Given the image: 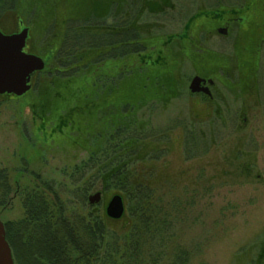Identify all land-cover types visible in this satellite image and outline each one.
Here are the masks:
<instances>
[{"label": "rangeland", "instance_id": "obj_1", "mask_svg": "<svg viewBox=\"0 0 264 264\" xmlns=\"http://www.w3.org/2000/svg\"><path fill=\"white\" fill-rule=\"evenodd\" d=\"M7 2L4 5L0 0V6L14 11L3 13L0 9V31L11 34L28 29L23 51L41 56L46 66L31 76L30 90L25 94L0 95V168L7 171L12 185L10 202L0 210V221L5 224L23 217L21 188L28 180L34 185L36 178L44 180L75 214H105L111 196L120 192L103 187L97 179L73 184L80 175L89 179L95 172L90 165L81 167L92 144L99 146L98 139L104 141L110 129L113 134L124 129L125 137L115 134L114 142L125 138L131 142L133 132L138 137L129 148L133 166L153 183L156 196H160L155 211L166 219L161 233L147 242L142 264H251L264 241V46L251 91L245 82L237 83L239 77L224 78L223 69L240 68L241 58L227 47V39L213 34L209 41L211 26L204 18L190 25L186 42L172 40L170 45H162L169 36L183 31L190 16L210 7L220 10L225 0ZM135 5L140 9L130 16ZM91 17L95 19L90 22ZM61 21H66L69 30L80 34L86 30L107 39L82 56L79 51L64 60L66 53L60 54L57 48ZM83 25L93 29H83ZM113 25L122 27V36H107ZM115 40L124 41L127 52L134 48L144 59L151 50H166L170 54L165 59L166 72H175L173 81L161 78V69L152 68L146 77V70L131 72L121 64L122 59L112 60L114 48L104 44ZM208 43L218 46L204 49ZM92 61L94 67L98 63V80L103 79L111 89L107 104L97 112L76 98L79 81L65 86L69 77L82 74ZM112 62L119 66L118 72L121 67L122 74L107 72ZM195 76L214 80L212 100L204 93L189 91ZM106 94L107 90L93 94L89 101L105 99ZM76 99L85 111L75 119V126L62 128L63 136L51 134L57 131V114ZM116 105H123V109ZM82 192L83 205L79 202ZM95 193H100V201L90 205L87 198ZM129 214L134 211H127L126 216L124 205L121 217L130 221ZM151 247L152 253L147 251Z\"/></svg>", "mask_w": 264, "mask_h": 264}, {"label": "trees", "instance_id": "obj_2", "mask_svg": "<svg viewBox=\"0 0 264 264\" xmlns=\"http://www.w3.org/2000/svg\"><path fill=\"white\" fill-rule=\"evenodd\" d=\"M4 2V5L9 3L7 0ZM4 5L0 6L1 12L14 11V8L6 9ZM139 7L137 5L131 6L130 16H134L139 11L137 10L140 9ZM203 13L204 11H198L190 16L183 31L169 36L162 45L168 46L172 40H177L180 43L186 42L190 25L201 19ZM89 19L91 22L95 18ZM65 24L66 21H61L57 28V48H59L60 54L66 53L63 56L64 60L73 58L79 51L82 56L86 53L85 50L91 51L97 48L102 41L101 39H107L105 35H90V31L86 30L80 34L74 29L69 30ZM87 27L89 30L93 29V26L88 25H83L82 28L87 29ZM109 30L111 33L107 36L117 38L123 35L121 34L123 29L118 25H113ZM106 43L104 45L114 48L115 55L111 59L114 61L119 60V58L122 59L121 64L126 65V68H129L131 72L140 71L144 73V70H148L143 76L149 77L148 72L152 68H158L161 69L159 72L161 78L164 77L173 81L175 72H166L168 64L165 59L170 57L166 50L159 49L158 52L151 50L148 59H144L134 48L127 52V49H124L126 47L124 41L115 40L114 42L106 41ZM101 47L104 46L101 45ZM153 53H157L155 58ZM30 54L33 53L30 52ZM39 57L41 58V56ZM43 62L45 68L46 60ZM91 64L92 66L88 69L82 70V74L69 77L65 86H69L67 84L73 81H79L80 84L78 82L77 89L74 91L76 98L85 102L87 105L85 107L90 108V110L96 109L97 112L98 107L107 104L111 89L103 79L98 80L101 77H97L98 63L96 62L97 67L93 66L95 65L93 61ZM118 71L119 66L116 62H112L107 68L108 73L122 74L121 67L120 72ZM109 76V74L104 75L106 78ZM105 90H107L105 99H98L97 102L96 100L89 101L93 100L91 98L93 94L96 95ZM77 101L79 100H73V105L69 102L65 107L66 109H62L57 114L55 119L57 131L52 130L51 134L59 133L58 136H63L65 133L62 128L71 129L75 126V119L81 116V111H85L83 107L78 106ZM122 106L116 105L115 107L123 109ZM90 113L91 111H88V117H90ZM99 124L100 122L97 121L96 126L100 127ZM126 133L127 131L124 129H117L113 134L110 129L104 141L98 139L101 141L99 146L97 143L92 144L88 158L81 163V167L85 169L90 165V169L95 172L89 179L80 175L73 185H78L79 181L86 184L90 179H97L103 187L111 186L113 190L120 192L123 202L126 200L124 203L126 216L127 211L128 213L134 211L133 215L129 214L128 218L131 220L129 221L123 216L119 222L114 221L108 218L104 212L90 211L86 214H75L69 210V205H66L64 201H61L58 196L50 191L49 185L46 187L47 183L44 180H37L38 178H36L33 181L34 185H30V180H28L27 185L21 188L24 207L23 217L19 221H9L4 224L5 237L11 248L14 264H142L140 259L146 250L147 242L161 233L166 219H161L155 211L160 196H156L153 183L145 179L143 171L140 172L133 166V156L129 148L134 145L131 142L138 137L131 130L129 133V135L132 133L129 137L131 142H127L128 138L114 142L115 134L125 137ZM11 191L12 185L8 173L5 169L0 168V210L8 206ZM84 201V193L82 192L79 196V202L83 205ZM147 251L152 253L154 249L151 247ZM251 264H264V241L261 242L258 255L251 261Z\"/></svg>", "mask_w": 264, "mask_h": 264}, {"label": "flooded vegetation", "instance_id": "obj_3", "mask_svg": "<svg viewBox=\"0 0 264 264\" xmlns=\"http://www.w3.org/2000/svg\"><path fill=\"white\" fill-rule=\"evenodd\" d=\"M128 1L130 2V0ZM217 8H207L203 13L202 18L207 22L205 23L208 24V27L211 26L207 32L208 39L210 41L213 34L221 37L223 41L227 39V47L230 51L238 52L241 58L240 68L233 70L231 67H225L223 69L224 78L237 77L238 79L239 77L238 80L236 79L237 83L240 85L245 82V87L252 91L257 81L254 76L257 58L264 46V0H225L222 3V8L220 10ZM216 46L218 45L208 43L204 49L209 50ZM235 71L238 72L232 75ZM202 79L206 81L202 86L209 89V93L203 94V96L212 100L215 82L210 78ZM210 80L212 81L211 85L208 84ZM244 121L245 119H243Z\"/></svg>", "mask_w": 264, "mask_h": 264}, {"label": "water", "instance_id": "obj_4", "mask_svg": "<svg viewBox=\"0 0 264 264\" xmlns=\"http://www.w3.org/2000/svg\"><path fill=\"white\" fill-rule=\"evenodd\" d=\"M27 29L19 33L3 34L0 32V95L11 94L21 96L30 90V79L35 72L44 68L43 60L33 54L23 51ZM206 81L198 76L192 78L189 83L191 93L208 94V87H203ZM212 84V81H208ZM90 205L100 201V193H95L87 198ZM124 213V205L120 195H112L105 206V214L108 218L116 220ZM0 264H14L11 248L5 237V227L0 221Z\"/></svg>", "mask_w": 264, "mask_h": 264}]
</instances>
